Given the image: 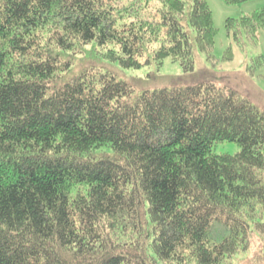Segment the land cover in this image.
<instances>
[{"label":"trees","instance_id":"1","mask_svg":"<svg viewBox=\"0 0 264 264\" xmlns=\"http://www.w3.org/2000/svg\"><path fill=\"white\" fill-rule=\"evenodd\" d=\"M225 27L255 46L264 7ZM216 33L206 0H0V264H264V109L107 67L189 73L195 50L215 64Z\"/></svg>","mask_w":264,"mask_h":264},{"label":"rangeland","instance_id":"2","mask_svg":"<svg viewBox=\"0 0 264 264\" xmlns=\"http://www.w3.org/2000/svg\"><path fill=\"white\" fill-rule=\"evenodd\" d=\"M206 2L217 31L213 47V55L216 58L214 65L205 59L203 53L195 50L194 69L189 73H184L180 65L170 59L163 60L160 68H156L152 64L143 65L138 69H123L116 64H107V67L117 73L119 78L129 82L135 91L153 90L172 84L204 80L227 85L246 95L253 103L264 109V63L253 76H250L246 71L252 57L262 55L264 58V34H260L255 46L249 45L241 50L235 45L232 37L227 34L225 27L227 18H239L255 9L264 7V0H247L240 4H226L222 0H206ZM156 5V2H151V11ZM228 47H231L232 51L231 60L223 58ZM239 149L240 147L235 142L221 141L214 144L212 152L232 155ZM259 245V237L253 235L250 247L245 252L238 254L237 259L253 255L259 249Z\"/></svg>","mask_w":264,"mask_h":264}]
</instances>
